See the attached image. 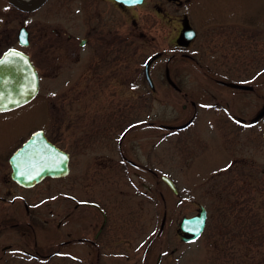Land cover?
I'll list each match as a JSON object with an SVG mask.
<instances>
[{"label":"rangeland","instance_id":"rangeland-1","mask_svg":"<svg viewBox=\"0 0 264 264\" xmlns=\"http://www.w3.org/2000/svg\"><path fill=\"white\" fill-rule=\"evenodd\" d=\"M163 1L170 11L169 16L156 14L150 6V2L156 1L150 0L131 16L119 18L122 34L129 27L135 28V37L131 40L134 41L138 70L136 92H122V99L130 96L136 106L135 119L142 123L127 135L129 139L124 141L120 151L117 142L113 141L87 145L75 143L72 146L64 137H59L58 141L63 149H73L74 170H104L102 186L120 194L114 200H105L116 203L115 206H124L118 215L121 220L129 211L134 215L131 223L122 224V227L129 228L122 234L131 240L128 247L132 255L130 258L123 255V243L119 246L121 248L105 252L103 264H155L159 251L164 255L161 264H264V118L255 126L245 127L239 126L233 116H229L220 118L215 122L216 126L212 122L215 120L213 113L215 109L220 110L221 105L210 107V92L217 89L220 99L224 96L219 92L227 93L228 111L242 114L250 120L263 102L258 97V93L264 96L263 76H253L256 71L250 65L247 78L238 80L254 85L260 83L261 89L259 92L257 89V94L217 85L207 73L213 54L208 39L203 44L192 42L185 49L191 55H200L204 69L200 70L192 59L184 56L183 60L180 58L182 55H178L177 60L184 70L183 79L178 81L183 92H176L157 75L154 79L157 92H149L148 83L139 76L151 53L161 49L170 52L175 47L183 14L187 15L193 27L202 20L205 37H209L214 17L213 4L218 8V21H225V9L239 8L240 11L245 10L249 18L254 16L258 21L262 17L264 26V0H183V5L176 12L174 3ZM84 5L83 0H48L43 7L32 12H20L9 6L8 13L0 15V26L3 18L2 24L8 27L9 45L16 44L21 24L29 26L33 41L31 50H28L35 60L43 63L40 92L33 100L9 113L14 128L3 141L7 152L11 153L38 127L52 131L49 106L53 100L62 107L57 112V120L62 125L71 119L85 120L82 99L74 96L81 93L72 92L73 98H70V92H52L53 80L48 75L51 29L61 26L70 32L79 31L81 36L88 24L98 23L96 16L87 15ZM145 9L151 12L145 14ZM5 48L0 47V53ZM259 51L264 56V38ZM162 61L163 58L158 63ZM79 83V79L67 82L63 88ZM192 101L196 102V107ZM221 114L220 111L217 117ZM191 118L193 122L182 129L162 126L181 125ZM122 152L138 164H127ZM140 164L151 165L158 175ZM160 173L174 179L179 187V196L164 183ZM49 185H54L57 195L62 196L66 179H45L39 186L43 195L50 194ZM178 198L182 201L178 202ZM200 205L208 210L205 230L196 241H183L179 233L180 221L184 216L197 213ZM165 210L168 211L167 222L159 233ZM39 240L47 242V238L39 237ZM118 252L120 255H116ZM28 261L30 258L27 256H8L4 264H25ZM39 264L83 262L80 258L60 255Z\"/></svg>","mask_w":264,"mask_h":264},{"label":"flooded vegetation","instance_id":"flooded-vegetation-1","mask_svg":"<svg viewBox=\"0 0 264 264\" xmlns=\"http://www.w3.org/2000/svg\"><path fill=\"white\" fill-rule=\"evenodd\" d=\"M83 1L85 2L84 9L87 15L96 16L98 23L88 24L81 36L78 35L79 31H76V33L70 32L61 26H54L51 29L48 75L53 80L54 89L52 92H70V98H73L72 92L81 93L74 96H80L82 99V112L85 120L79 122L71 119L62 125L57 120V112L61 111L62 107L57 104L56 100H53L49 106L50 117L53 120L52 131L42 127L32 130L9 153L10 151L5 150L3 141H5L8 134L12 133L14 128L9 113H12L16 108L0 110V264H4L8 256H19V258L27 256L30 261L25 262V264H39L53 256L60 255L80 258L83 264H103L105 252H113L115 247L118 248L123 243L125 244L122 249L123 255L129 258L132 255L128 247L131 240L128 241L122 234L127 233L128 226L122 227V224L131 223L134 215L129 211L127 216L123 215L121 220L118 215L119 211H123L124 206H115L116 203L114 204L112 201L106 202V198L107 200H114L120 194L118 191L109 190V188L106 190V187L102 186L103 169L81 168L78 171L73 169V149H65L69 157V171L63 176L48 175L34 185H24L12 176L11 156L36 130L42 129L45 136L58 146H60L59 137H64L71 146L75 143L87 145L113 141L117 142L120 151L123 144H125L124 141L129 139L127 135L142 123L135 119L136 106L130 96L122 99V92H136L138 70L135 65L134 41L131 40L135 37V28L129 27L122 34L119 18L122 15L131 16L150 0H142L138 4L127 3L129 0ZM154 1L156 2H150V6L156 14L170 15V11L163 0ZM168 1L175 4V12L184 3L183 0ZM9 6L20 12L35 11L20 9L9 0H0V15L8 13ZM148 9L150 8L148 7ZM145 11V14L151 12L147 9ZM212 12L214 17L208 34L209 37H205L201 20L199 25L194 27L195 36L193 40L187 43L184 34L180 37L182 24L176 37L175 47L170 52L161 49L148 56L143 70L141 69L139 72V76L141 80L148 83L147 90L149 92H157L154 82L157 77L168 82L176 92H183V88L178 81L183 79L184 70L177 59L182 55L180 58L184 60V56H186L192 59L194 65L198 66L200 70L201 68L204 69L205 64L200 55H191L185 52V49L192 42L199 41L203 44L206 39H208V43L213 49L211 64L207 66V73L210 78L217 85L247 91V93L257 94V89L259 92V89H261L260 83L254 85L249 82L242 83L238 80L247 78L250 65L256 71L253 76L262 75L264 78V56L259 51V48L263 46L264 38L263 18L260 17L257 21L254 16L249 18L250 16L248 17L245 10L227 8L224 12L225 21L222 22L216 19L219 15L216 4L212 5ZM185 16L187 15L183 14L181 22H183ZM2 19L0 47L5 46L6 48L2 50L0 56L10 47L31 50L33 40L29 26L26 25L29 31L28 45H20L18 32L17 46L16 44L9 45L8 27L2 24ZM23 25L25 24H21V26ZM255 48L257 49L255 50ZM26 52L29 53L35 64L41 82L43 75L41 64L43 63L35 60L31 51ZM152 56L154 57L150 61L149 73L153 85L147 78L145 66ZM162 58L163 61L158 63ZM78 79L79 84L63 88L65 83ZM230 83L236 85H230ZM219 93L224 98L220 99L217 89L210 92L212 97L210 107L217 108L221 105L220 110L215 109L213 113L215 120L212 122H214V125L217 126L215 122H218L220 118L227 119L229 116H233L239 126L252 127L264 118V96L262 93H258V97L263 99L262 105L250 120L242 114H233V112L228 111L227 93ZM192 104L195 107L197 106L195 101H192ZM220 111L222 114L217 117ZM191 122H193V118L183 123L182 126L186 127ZM162 126L174 130L179 125ZM120 129L122 130L120 131ZM116 134L118 135L116 136ZM219 134L221 135L220 132ZM121 154L127 164L134 166L138 164L136 160L129 158L125 152ZM140 165L155 175L157 174V171L151 165ZM134 173H137V171L134 170ZM161 174L166 173H160V178ZM63 177L66 179V189L62 196L57 195L58 191L54 185L48 186L50 194L43 195L40 192L39 186L45 179L54 180ZM93 178L96 179L93 180ZM164 183L175 195L179 196L180 191L177 193L165 181ZM181 201L182 199L178 198V202ZM167 217L168 211L165 210L159 233L163 231ZM39 237L47 238V242H40ZM116 255H120V252ZM163 257L164 255L159 251L155 264H161Z\"/></svg>","mask_w":264,"mask_h":264},{"label":"water","instance_id":"water-1","mask_svg":"<svg viewBox=\"0 0 264 264\" xmlns=\"http://www.w3.org/2000/svg\"><path fill=\"white\" fill-rule=\"evenodd\" d=\"M10 1L21 9L34 10L46 0ZM184 26L182 34L185 35L188 43L194 37L195 31L190 27L187 18ZM27 36L26 27H22L19 32L22 44L28 43ZM0 62H2L0 63V110L17 107L34 98L39 90V77L30 56L22 50L10 48L0 57ZM148 67L149 62L147 76L150 80ZM230 85L236 84L230 83ZM68 163V153L50 142L40 130L35 132L11 157L12 176L24 185H34L46 175H65L69 171ZM162 178L178 192L174 182L168 176L162 175ZM206 221L207 211L204 207L199 214L185 217L181 227L190 235H182L183 239H196L203 232Z\"/></svg>","mask_w":264,"mask_h":264},{"label":"snow or ice","instance_id":"snow-or-ice-1","mask_svg":"<svg viewBox=\"0 0 264 264\" xmlns=\"http://www.w3.org/2000/svg\"><path fill=\"white\" fill-rule=\"evenodd\" d=\"M129 2L132 4H138L141 2V0H129ZM13 54H15L14 50H13ZM0 63H2V62H0ZM229 167H230V165H229ZM224 170H227V169H224Z\"/></svg>","mask_w":264,"mask_h":264}]
</instances>
